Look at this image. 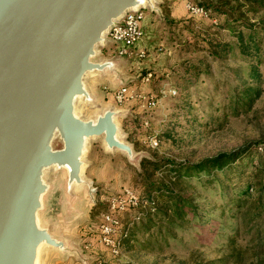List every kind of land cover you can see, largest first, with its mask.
<instances>
[{
    "label": "rangeland",
    "instance_id": "374dc122",
    "mask_svg": "<svg viewBox=\"0 0 264 264\" xmlns=\"http://www.w3.org/2000/svg\"><path fill=\"white\" fill-rule=\"evenodd\" d=\"M181 1L200 8L207 17L191 14ZM199 1L156 0V10L144 9L141 26L145 40L141 46L145 57L117 56L114 43L97 47L93 60L112 59L116 67L85 77L93 99H79L76 113L85 120H95L107 109L117 110L120 138L133 146L135 159L129 163L120 151H108L102 137H94L88 140L84 154V184L74 185L68 191L65 169L53 167L45 172L49 190L39 212L40 222L64 240L68 249L44 246L40 264H191L230 252L226 238L235 222L234 211L228 210L233 205L231 199L248 187L255 192V183H251L264 179L257 178L256 173L264 166V90L247 113L237 115L229 108L235 84L240 83L233 68L246 66V62L239 54L221 61L207 52L209 39H236L233 31L221 27L223 17L200 6ZM172 6L186 13L172 17ZM260 15L264 11L257 15L246 13L251 22ZM262 59L264 88V44ZM127 87L135 97L118 103L117 90ZM53 146H63L59 137ZM234 149H244L247 158L237 161L233 169L184 177L180 187L192 188L187 192L193 195L198 214L187 213L183 227L171 228L170 235L166 233V222L150 215L155 221L148 229L144 222L149 217L136 223L131 231L134 237L124 243L120 255H114L102 242L100 225L103 216L112 212L110 201L126 190L145 198L143 159L196 163ZM171 168L170 163L163 165L156 178L175 179L177 173ZM208 178H213L212 185L206 183ZM159 196L155 195L157 201ZM147 205L148 201L142 208ZM139 212L138 206L113 214L125 228L135 216H140ZM159 226H163L165 235H158ZM251 226L252 223L245 225L247 230ZM253 236L245 232L237 241V248L252 247ZM115 237H120V231ZM229 264H264V253L253 257L249 252Z\"/></svg>",
    "mask_w": 264,
    "mask_h": 264
},
{
    "label": "water",
    "instance_id": "95a60500",
    "mask_svg": "<svg viewBox=\"0 0 264 264\" xmlns=\"http://www.w3.org/2000/svg\"><path fill=\"white\" fill-rule=\"evenodd\" d=\"M148 7L156 10V0H0V264H40L44 246L67 251L39 218L48 169L67 171L68 191L84 184L94 137L134 161L119 112L85 120L76 102L93 99L89 73L116 67L93 60L97 47L114 43L108 34L127 12ZM57 137L61 148L53 146Z\"/></svg>",
    "mask_w": 264,
    "mask_h": 264
},
{
    "label": "trees",
    "instance_id": "16d2710c",
    "mask_svg": "<svg viewBox=\"0 0 264 264\" xmlns=\"http://www.w3.org/2000/svg\"><path fill=\"white\" fill-rule=\"evenodd\" d=\"M199 4L207 10H211L214 15L222 16L223 23L221 27H228L234 33L236 40L233 42L217 41L216 39L207 40V52L213 58L221 61L235 54H239L245 60L246 66L233 68L234 75L240 80V83L235 84L228 105L237 115L241 112L247 113L253 109L257 99L264 90L260 70L263 63L264 15H260L258 20L251 22L246 17V13L257 15L264 11V0H200ZM199 71L201 70L198 69ZM245 153L244 149H234L204 158L196 163H178L170 159L158 158L143 159L141 162V177L144 181L145 199L148 201V205L145 208H140L139 213L142 216L140 220L134 221L130 225L132 220L125 227L127 235L122 238L123 245L126 241L133 239L134 235L131 234V231L136 223L149 217L144 222V227L146 229L150 227L151 223L155 221L154 216L150 215H155L160 222L165 221L167 226L165 227L166 233L169 232L170 235L172 233L171 228L183 227L187 213L198 214V207L194 202L195 199L192 194L187 192L192 188L188 186L185 188L180 187L184 177L200 176L203 172L211 174L212 170L221 171L226 168L231 170L237 161L247 158ZM168 163L172 165L171 169L177 173L176 178L157 179L158 170ZM256 173H258L257 178L264 176V166ZM216 174L214 172L213 176L216 177ZM206 181L207 184L211 185L214 182L213 178H208ZM254 183L255 192L252 193L249 190L250 187H248L231 199L233 205L228 210L234 211L232 217H235V222L231 226V233L226 238V246L229 247L230 252L220 258L193 261L191 264H229L249 252L252 253L253 257H259L264 253V179L255 180L251 185ZM156 194L160 195L158 197L159 201L155 197ZM248 219L250 220L248 221ZM250 223H252V226L250 230H247L245 225L248 227ZM221 225L223 226V222H221ZM157 231L158 235L163 236V226H159ZM245 232L246 234H253L254 239L251 244L253 246L244 247V251L241 248H237V241L245 235ZM149 244L147 243L146 245Z\"/></svg>",
    "mask_w": 264,
    "mask_h": 264
},
{
    "label": "built area",
    "instance_id": "2783aa9c",
    "mask_svg": "<svg viewBox=\"0 0 264 264\" xmlns=\"http://www.w3.org/2000/svg\"><path fill=\"white\" fill-rule=\"evenodd\" d=\"M188 11L193 15L206 16V13H202L201 11L194 9L191 6V3L187 5ZM145 17V11H143L140 15H134L131 17L129 24H121L120 28L116 29L115 32L109 33V38L114 42L117 47L116 54L117 56H139L145 57L146 51L144 49H138L137 44L143 37L144 31L141 26L142 20ZM151 76V74H150ZM135 97L130 94L128 87L127 88H119L115 94V99L118 103H125L130 98ZM137 97H141V95H137ZM147 124V121L145 122ZM145 198H141L136 192L132 190H126L122 196L114 197L110 201V207L112 212L106 213L103 216V221L100 225L101 231V239L102 242L108 246L110 251L114 255H120L122 252L123 236L127 235V230L123 228L124 226L121 224L119 218L113 214L114 211H125L128 208L140 207L142 208V204L146 202ZM142 218V216H135L134 220L130 223L133 224L134 221H138ZM120 231V237L116 238ZM124 234V235H123Z\"/></svg>",
    "mask_w": 264,
    "mask_h": 264
},
{
    "label": "bare ground",
    "instance_id": "6f19581e",
    "mask_svg": "<svg viewBox=\"0 0 264 264\" xmlns=\"http://www.w3.org/2000/svg\"><path fill=\"white\" fill-rule=\"evenodd\" d=\"M194 9H196L195 7H193ZM200 8H197V10H199ZM144 11L143 9H139V10H132L127 12L124 17L118 22V24L116 26H114L110 32H115L116 29L120 28V23L121 24H129V21L131 19L132 16L134 15H140L142 12ZM108 38H109V34H108Z\"/></svg>",
    "mask_w": 264,
    "mask_h": 264
},
{
    "label": "crops",
    "instance_id": "0c3cea01",
    "mask_svg": "<svg viewBox=\"0 0 264 264\" xmlns=\"http://www.w3.org/2000/svg\"><path fill=\"white\" fill-rule=\"evenodd\" d=\"M182 2V4L184 5V7H187V2H185V1H181ZM174 4H176V3H174ZM182 5V6H183ZM182 6H180V7H182ZM172 10L170 11V14H171V16L172 17H178L179 16V13H186L184 10H182V9H180V8H178L177 6H172V8H171ZM144 34H143V37L141 38V40L138 42V44H137V46H138V48H141V49H144V48H142V44H144ZM124 155V154H123ZM125 156V155H124ZM126 158H127V156H126ZM127 161L129 162V163H131L129 160H128V158H127Z\"/></svg>",
    "mask_w": 264,
    "mask_h": 264
}]
</instances>
